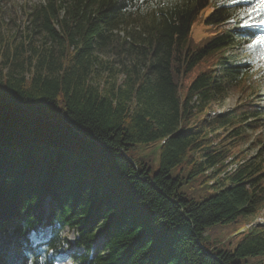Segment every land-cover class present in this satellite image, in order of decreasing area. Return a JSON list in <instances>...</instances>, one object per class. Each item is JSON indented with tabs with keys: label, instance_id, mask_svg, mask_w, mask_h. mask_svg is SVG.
<instances>
[{
	"label": "trees",
	"instance_id": "16d2710c",
	"mask_svg": "<svg viewBox=\"0 0 264 264\" xmlns=\"http://www.w3.org/2000/svg\"><path fill=\"white\" fill-rule=\"evenodd\" d=\"M255 1L43 0L0 34V264H264V107L226 56Z\"/></svg>",
	"mask_w": 264,
	"mask_h": 264
},
{
	"label": "rangeland",
	"instance_id": "374dc122",
	"mask_svg": "<svg viewBox=\"0 0 264 264\" xmlns=\"http://www.w3.org/2000/svg\"><path fill=\"white\" fill-rule=\"evenodd\" d=\"M43 0H5L1 3V13H0V34L7 36L16 35L17 39L20 38L23 28L26 25V13L28 9L33 5L42 3ZM256 5L261 3V0H256ZM257 13L245 12L241 15L239 19V28L240 27H254L253 29H261L264 31V9L258 8ZM263 28V29H262ZM264 36V34L259 35L258 37ZM257 37V38H258ZM256 38V39H257ZM256 39L251 40L249 43H243L242 45H235L232 48L228 49L226 56H233L236 58L235 61H248L252 64L253 67V76L257 79V87L255 92V103L264 107V83H260V78H264V59L261 58L260 52L264 48V45L255 44ZM252 88L255 84H251ZM253 96V95H252ZM239 102V97L237 94L229 97L223 104L221 108H217L214 112H210L206 115V118H212L215 114L221 112L225 113L235 107ZM259 132L249 134L247 142L244 143L239 149L246 150L245 154L248 157L254 156L256 153V148L251 147V140L255 138ZM263 135V133H261ZM157 147L147 146V147H136L130 149L129 153L135 159H143L149 161L151 167V172L154 173L159 167V151ZM232 167V166H231ZM173 173L177 172V169L172 171ZM47 209V207H45ZM257 222H264V210L260 217L257 219ZM253 224L249 225L251 228ZM215 227V226H214ZM243 228V227H242ZM48 230H45L39 237L31 235V242L37 244L41 241L46 240L48 237ZM207 236L206 242L209 244H219L222 250H229V245H225L229 242L230 239V227L229 226H217L205 232ZM62 237L69 242L75 240V232L69 229H65L62 232ZM221 242L223 245H221ZM230 244V243H229ZM70 252L65 253L64 255L59 256L58 264H71L68 260V255Z\"/></svg>",
	"mask_w": 264,
	"mask_h": 264
},
{
	"label": "snow or ice",
	"instance_id": "6c2138e0",
	"mask_svg": "<svg viewBox=\"0 0 264 264\" xmlns=\"http://www.w3.org/2000/svg\"><path fill=\"white\" fill-rule=\"evenodd\" d=\"M257 7L264 9V0H261V3L257 5ZM253 11H256V9H253ZM255 44L264 45V36L258 37L255 41ZM260 55L261 58L264 59V48L261 49Z\"/></svg>",
	"mask_w": 264,
	"mask_h": 264
},
{
	"label": "clouds",
	"instance_id": "9594fccd",
	"mask_svg": "<svg viewBox=\"0 0 264 264\" xmlns=\"http://www.w3.org/2000/svg\"><path fill=\"white\" fill-rule=\"evenodd\" d=\"M255 82V81H254ZM260 83H264V78H260Z\"/></svg>",
	"mask_w": 264,
	"mask_h": 264
}]
</instances>
